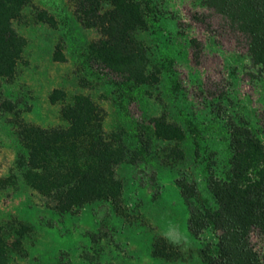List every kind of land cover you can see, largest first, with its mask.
Returning a JSON list of instances; mask_svg holds the SVG:
<instances>
[{
  "label": "trees",
  "instance_id": "1",
  "mask_svg": "<svg viewBox=\"0 0 264 264\" xmlns=\"http://www.w3.org/2000/svg\"><path fill=\"white\" fill-rule=\"evenodd\" d=\"M30 2L0 0V118L13 115L16 167L26 188L46 199L58 216L72 215L93 202L114 204L122 188L116 178L120 165L158 164L161 154L172 162L188 159L198 168L200 180L182 177L178 183L188 209L187 227L205 237L201 263L264 264V124L236 111L242 98L224 91L195 101L175 70L182 55L177 32L154 0H77L80 21L109 6L120 15L126 34L141 32L149 38L148 44L137 43L129 53L105 39L75 51L85 72L106 79L122 123L105 131L101 108L84 94L67 99L61 90H53L49 99L62 102L65 126L27 123L17 116L5 88L24 58L27 40L14 23ZM200 4L208 11H196L193 20L229 36L244 50L248 69L264 73V0ZM36 18L55 26L45 10ZM188 47L198 63L205 45L192 37ZM55 58L64 60L60 51ZM107 73L111 77H103ZM149 100L159 106L154 114L148 113ZM130 104L141 108L139 118L130 114ZM29 230L21 221L0 225V264H11L10 252L20 253ZM1 233L16 237L10 241Z\"/></svg>",
  "mask_w": 264,
  "mask_h": 264
},
{
  "label": "rangeland",
  "instance_id": "2",
  "mask_svg": "<svg viewBox=\"0 0 264 264\" xmlns=\"http://www.w3.org/2000/svg\"><path fill=\"white\" fill-rule=\"evenodd\" d=\"M154 1L177 32L182 55L175 70L195 101L201 103L206 94L236 93L242 98L236 111L264 124V73L248 69L241 45L193 20L196 11H208L200 0ZM76 2L31 0L25 7L20 21L14 23L27 40L24 58L5 93L17 116L44 128L66 125L60 114L62 102H50L53 90L63 91L67 99L84 94L102 109L105 131H112L122 122L106 79L97 80L85 72L75 51L105 39L129 53L137 43L148 44L149 38L141 32L126 34L120 15L109 6L80 21ZM39 10L52 15L55 26L38 20ZM192 37L205 45L198 63L188 47ZM56 51L64 60H56ZM152 94L155 97L154 91ZM147 110L154 114L159 106L149 100ZM129 111L135 118L141 116V108L135 104H130ZM12 119V114L0 118V225L21 221L30 230L23 235L20 253L10 252L11 264H202L199 249L205 237L189 231L188 209L178 183L182 177L200 180L198 168L188 159L172 162L161 154L158 164L120 165L116 178L122 188L114 204L97 201L75 214L58 216L48 208L46 199L23 183L16 167ZM1 234L10 241L16 237Z\"/></svg>",
  "mask_w": 264,
  "mask_h": 264
}]
</instances>
